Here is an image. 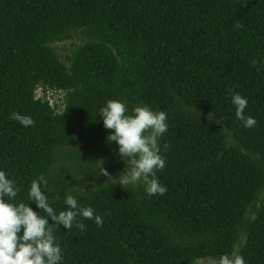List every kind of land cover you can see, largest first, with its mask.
<instances>
[{
	"label": "trees",
	"instance_id": "obj_1",
	"mask_svg": "<svg viewBox=\"0 0 264 264\" xmlns=\"http://www.w3.org/2000/svg\"><path fill=\"white\" fill-rule=\"evenodd\" d=\"M107 100L168 114L163 196L115 180ZM0 170L17 202L44 174L51 206L71 192L103 218L54 229L62 264H216L237 248L264 264V0H0Z\"/></svg>",
	"mask_w": 264,
	"mask_h": 264
},
{
	"label": "clouds",
	"instance_id": "obj_2",
	"mask_svg": "<svg viewBox=\"0 0 264 264\" xmlns=\"http://www.w3.org/2000/svg\"><path fill=\"white\" fill-rule=\"evenodd\" d=\"M230 103L235 109V117L245 129L254 128L256 119L245 114L248 105L246 97L240 93L230 94ZM103 127L111 132L106 137L108 144L115 143L116 155L124 164V171L115 180L125 185L142 183L145 193L151 197L163 196L167 187L162 184L157 172L165 167V158L161 155L160 140L168 130V114L162 110H153L147 104H137L129 111L126 102L107 100L99 109ZM10 119L22 127L33 126L35 121L29 115L11 112ZM168 145H164L167 150ZM104 159L93 164L95 170L105 177L109 176L103 167ZM111 179V177H109ZM49 181L44 174L30 182L27 200L16 201L20 191L17 182L4 170H0V264H62L63 252L54 229L62 226L71 230L75 226L84 231L83 220H92L97 227L102 226L103 218L90 206H81L77 197L65 192L63 210L51 206L45 194ZM56 199H60L57 195ZM34 204L39 212L29 205ZM82 218V219H81ZM51 221L52 223H49ZM216 264H245L239 249L220 255Z\"/></svg>",
	"mask_w": 264,
	"mask_h": 264
},
{
	"label": "rangeland",
	"instance_id": "obj_3",
	"mask_svg": "<svg viewBox=\"0 0 264 264\" xmlns=\"http://www.w3.org/2000/svg\"><path fill=\"white\" fill-rule=\"evenodd\" d=\"M56 47H57L58 51H60V53L62 55H65L68 52V50L70 49L69 43H60Z\"/></svg>",
	"mask_w": 264,
	"mask_h": 264
}]
</instances>
